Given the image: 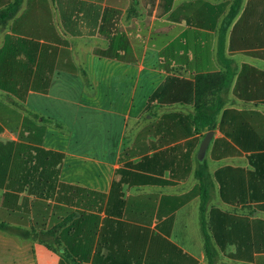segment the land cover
Wrapping results in <instances>:
<instances>
[{
    "label": "crops",
    "instance_id": "1",
    "mask_svg": "<svg viewBox=\"0 0 264 264\" xmlns=\"http://www.w3.org/2000/svg\"><path fill=\"white\" fill-rule=\"evenodd\" d=\"M198 76L226 78L214 130ZM0 223V264H264V0H23L0 26Z\"/></svg>",
    "mask_w": 264,
    "mask_h": 264
},
{
    "label": "trees",
    "instance_id": "2",
    "mask_svg": "<svg viewBox=\"0 0 264 264\" xmlns=\"http://www.w3.org/2000/svg\"><path fill=\"white\" fill-rule=\"evenodd\" d=\"M22 1L23 0H13L9 6L0 10V26H5L16 16L21 8ZM225 87V77L219 78V76H198L196 78L195 108L192 121L197 130H214L216 126V115L219 109H214L213 106L210 105V102L213 97L217 96ZM47 121L51 122L50 120ZM56 127L60 126L56 124ZM198 190L202 199L201 212H203V208L209 200V188L205 184V181L202 182L201 186L198 187ZM201 226L204 235L206 251L210 260L213 257V254L211 253L210 239L203 227V219ZM0 230L9 231L10 227L5 223H0ZM14 234H17L24 239L31 238V233L26 230L22 231L14 228Z\"/></svg>",
    "mask_w": 264,
    "mask_h": 264
}]
</instances>
